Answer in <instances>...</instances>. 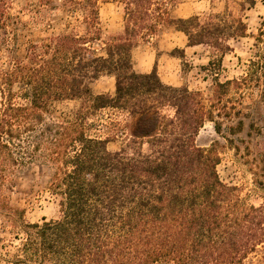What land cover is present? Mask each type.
<instances>
[{
	"label": "trees",
	"instance_id": "obj_1",
	"mask_svg": "<svg viewBox=\"0 0 264 264\" xmlns=\"http://www.w3.org/2000/svg\"><path fill=\"white\" fill-rule=\"evenodd\" d=\"M107 3L122 7L123 28L99 44V10ZM179 3L65 0L56 7L53 0H0V263L264 264V202L250 204L223 183L216 149L196 144L205 122L220 134V119L241 114L228 96L264 81V49L245 76L215 81L208 100L164 84L154 70L135 72L131 61L137 41L162 26L182 33L188 47L226 54L229 40L247 36L241 13L255 0L175 18ZM42 9L66 12L65 22L20 54L22 17L38 22ZM263 39L264 20L256 36ZM103 76L114 80L112 95L91 91ZM75 100L80 104L69 114L53 111ZM104 110L124 116L114 123L125 138L119 150L107 147L116 137L89 134ZM33 164L51 170L47 191L56 219L27 222L5 193L12 177Z\"/></svg>",
	"mask_w": 264,
	"mask_h": 264
},
{
	"label": "rangeland",
	"instance_id": "obj_2",
	"mask_svg": "<svg viewBox=\"0 0 264 264\" xmlns=\"http://www.w3.org/2000/svg\"><path fill=\"white\" fill-rule=\"evenodd\" d=\"M65 0H53L60 7ZM172 10L175 18H187L193 15H208L222 11L227 5L245 0H179ZM20 6V4H19ZM16 6L17 9L19 7ZM66 12L44 11L38 22L30 17H22L19 37V53L24 52L28 42L39 41L45 35L57 33L65 22ZM247 25L248 34L244 38L231 39V50L221 54L207 46L188 47L186 37L171 27L162 26L158 32L148 38L139 39L131 51L133 69L145 74L156 71L159 79L166 85L186 87L189 91L200 92L210 99L215 81L225 82L245 76L250 61L257 52L264 49V39L257 42L256 36L264 20V0H255V4L241 13ZM101 42L105 43L112 35L123 28V9L116 3L103 4L99 10ZM48 24L49 27H48ZM3 50L0 48V55ZM252 86L242 91V95L231 91L228 105H234L241 114L230 119H220L222 130L217 134L211 122H205L198 132L196 144L201 148L213 146L219 154L220 162L216 167L219 178L228 186L240 189L241 196L255 206L264 202V96L262 88ZM93 94L114 93V80L103 76L91 84ZM1 101V99H0ZM209 103V102H208ZM79 100L57 103L53 111L69 114L78 108ZM124 119L123 114L114 110L99 112L94 118L97 126L89 134L116 137L107 144L111 151L124 146L125 138L114 123ZM242 121V128L237 124ZM51 170L48 166L33 164L22 169L12 177L5 193L10 203L24 210V218L29 223L43 219H56L58 206L47 191V181ZM5 264V263H0Z\"/></svg>",
	"mask_w": 264,
	"mask_h": 264
}]
</instances>
